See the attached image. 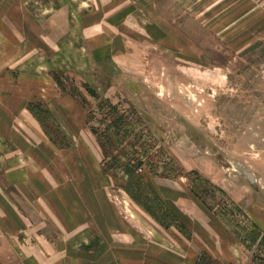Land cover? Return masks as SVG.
<instances>
[{
	"label": "rangeland",
	"instance_id": "obj_1",
	"mask_svg": "<svg viewBox=\"0 0 264 264\" xmlns=\"http://www.w3.org/2000/svg\"><path fill=\"white\" fill-rule=\"evenodd\" d=\"M0 264H264V0H0Z\"/></svg>",
	"mask_w": 264,
	"mask_h": 264
},
{
	"label": "water",
	"instance_id": "obj_2",
	"mask_svg": "<svg viewBox=\"0 0 264 264\" xmlns=\"http://www.w3.org/2000/svg\"><path fill=\"white\" fill-rule=\"evenodd\" d=\"M250 180H251V176L249 174H245Z\"/></svg>",
	"mask_w": 264,
	"mask_h": 264
}]
</instances>
